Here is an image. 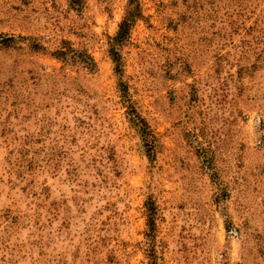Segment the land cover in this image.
<instances>
[{
	"label": "rangeland",
	"instance_id": "374dc122",
	"mask_svg": "<svg viewBox=\"0 0 264 264\" xmlns=\"http://www.w3.org/2000/svg\"><path fill=\"white\" fill-rule=\"evenodd\" d=\"M0 264H264V0H0Z\"/></svg>",
	"mask_w": 264,
	"mask_h": 264
},
{
	"label": "trees",
	"instance_id": "16d2710c",
	"mask_svg": "<svg viewBox=\"0 0 264 264\" xmlns=\"http://www.w3.org/2000/svg\"><path fill=\"white\" fill-rule=\"evenodd\" d=\"M137 7H133L132 9L128 10L127 15L123 19V21L120 24L119 31L117 35L113 38V41L111 43V53L113 55V59L117 62V64L120 63V54H119V46H121L124 41L129 36L130 30L132 28V25L136 19L137 12H136ZM118 71V69H117ZM133 122L135 125L140 129L142 137H144L145 142H149V129H148V124L142 118L140 115L135 114L133 115ZM153 216V213L151 212V217ZM150 222H152V219H150Z\"/></svg>",
	"mask_w": 264,
	"mask_h": 264
}]
</instances>
